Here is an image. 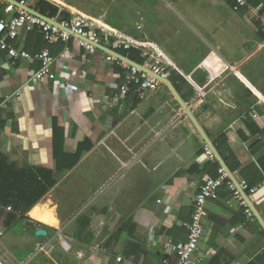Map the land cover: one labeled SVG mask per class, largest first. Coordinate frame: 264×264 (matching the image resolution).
<instances>
[{"label":"crops","instance_id":"obj_1","mask_svg":"<svg viewBox=\"0 0 264 264\" xmlns=\"http://www.w3.org/2000/svg\"><path fill=\"white\" fill-rule=\"evenodd\" d=\"M45 1L61 13L90 19L165 65L167 80L237 183L254 181L251 189L257 191L245 193L264 221V30L255 8L236 9L226 0H130L147 21L125 31L100 21L108 20L104 9L88 13L75 1ZM159 1L169 3L164 16ZM121 14L118 8L116 17ZM13 15L0 3V18ZM10 43L31 55L47 47L39 30L22 32ZM69 47L67 59L53 66L56 79L41 82L33 79L39 61L0 53V156L23 173L54 182L21 219L9 222L12 208L0 206L5 237L21 222L26 244L18 257L10 252L9 260L179 264L164 243L186 241L183 224L191 221L200 186L219 178L223 167L208 155L204 138L167 84L143 98L134 85L112 104L126 69L102 50L87 55L73 42ZM64 48L50 50L59 56ZM206 207L195 255L203 260L197 264H264V228L227 182ZM40 229L47 234L37 236Z\"/></svg>","mask_w":264,"mask_h":264},{"label":"built area","instance_id":"obj_2","mask_svg":"<svg viewBox=\"0 0 264 264\" xmlns=\"http://www.w3.org/2000/svg\"><path fill=\"white\" fill-rule=\"evenodd\" d=\"M18 2V6L14 3L0 0V3L6 5V12L14 14L10 19L0 18V53L7 52L9 56L15 60L25 59L29 61H39L41 68L34 75L33 79L37 82L44 81L45 79L55 80L56 76L53 71V66L59 60H66L70 55L69 44L73 42L79 48L85 51V54L92 55L99 51L98 45H105L109 43L112 45L114 51L118 49L129 50L132 45L129 41L122 39L118 34L112 31H105L97 28V26L88 18L83 16H74L70 20L64 19L58 14L54 18H50L52 21L59 25L48 22L38 16L30 13L26 8H31L34 11L40 12L37 9V5H33L30 0H14ZM233 5L236 9L244 8L248 6L246 0H233ZM257 13V21L264 30V12L262 11V5L255 8ZM48 17V16H47ZM35 30H39L43 35L47 47L36 55H31L24 47H15L11 41H15L20 38L21 33H29ZM63 43L65 45L64 51L59 56H54L51 53L50 47ZM106 46V45H105ZM110 55V54H109ZM141 56L145 59L141 65L144 70L134 67L126 62H123L116 57L110 55V58L116 61L123 69H126L127 73L125 81L122 85L117 86V92L111 99L112 104H119L121 100L131 92L134 85L137 86V93L140 98H143L144 94L148 91L158 89L164 82L159 79H167L168 70L165 65L158 59L151 60L147 58L145 51L141 50ZM150 71L151 73H149ZM17 92L16 95H18ZM208 155L213 159L214 154L207 149ZM227 182L235 196L246 206L247 212L252 216V211L248 207L246 201L241 197L240 191H249L254 194L257 190L250 189L246 182L236 184L230 179L228 174L223 170L222 175L219 178H210L205 181L199 189L198 194L195 197L191 221L183 224L186 229L187 239L183 242H176L172 239H168L164 243V248L167 252L173 253L177 256L179 264H197L202 261L200 257H195L199 244L204 236V221L208 216L207 202L209 200H217L219 197V189ZM10 210V208H9ZM6 230L0 227V264H13L14 260H9L11 255L9 251L5 249L3 239L5 237ZM21 264V263H16Z\"/></svg>","mask_w":264,"mask_h":264},{"label":"trees","instance_id":"obj_3","mask_svg":"<svg viewBox=\"0 0 264 264\" xmlns=\"http://www.w3.org/2000/svg\"><path fill=\"white\" fill-rule=\"evenodd\" d=\"M226 1L233 4V0ZM246 1L248 3L247 7L257 8L262 5V11L264 12V0ZM36 5L40 13L48 16L49 18H54L60 14V16L64 19H71L70 14L65 12L61 13L58 7L45 0L39 1ZM247 7H244V9ZM60 44L61 46H64L63 43H59L57 45ZM117 52L126 56L135 63L140 65L144 63L140 50L135 48H131L129 50L118 49ZM217 168L218 167L216 166V169ZM247 182L249 184V188L251 189L254 186V181L251 179V181L247 180ZM53 185L54 182L48 179L39 180L35 177L33 172L31 175L23 173L21 168L8 163L2 156H0V206L4 208H12V212L8 219L9 222L16 218L21 219L26 211L31 209L50 191Z\"/></svg>","mask_w":264,"mask_h":264},{"label":"rangeland","instance_id":"obj_4","mask_svg":"<svg viewBox=\"0 0 264 264\" xmlns=\"http://www.w3.org/2000/svg\"><path fill=\"white\" fill-rule=\"evenodd\" d=\"M71 1L72 2L75 1L79 7L84 5V7L88 11V13H89V11H92V10H96V11L101 10V9L106 10L107 11L106 14L108 15V20L103 18V19H100V21L104 22L105 25L111 23L114 26H116L120 29H123L125 31H128L129 29H131L133 27L135 28V24L138 21L139 22L141 21L142 23H145L147 21V19H144V17L143 18L140 17V13L135 11L134 7H131L132 4H131L130 0H100L99 6L95 5V2H94L95 0H92L91 2L89 0V3L87 6H86V4H87L88 0H71ZM82 3H84V4H82ZM159 3H160V5L163 4V7H165V10L160 8L162 11L165 12V13H162V16H164L168 12L167 11L168 10L167 5H169V3H167V2L161 3V1H159ZM203 5H204L203 7L206 6L204 3H203ZM172 6L174 7V10L178 11V13H179V11L182 13V9H180L176 4H172ZM118 8H120L122 10V14H121V16H119L117 18L116 14H117ZM130 16L132 17V19H130ZM190 20L191 19H189V21ZM106 21H109V22H106ZM148 21L150 23H156L158 20L148 19ZM104 24H101V25H104ZM17 225H18L17 227H14V228H11L10 230H8V233H7L6 237L4 238L6 244H8L10 247L9 253L11 252L12 256L14 254L15 257H18V254L21 253V248L23 249L26 245L25 239L23 237H21V222H18Z\"/></svg>","mask_w":264,"mask_h":264},{"label":"water","instance_id":"obj_5","mask_svg":"<svg viewBox=\"0 0 264 264\" xmlns=\"http://www.w3.org/2000/svg\"><path fill=\"white\" fill-rule=\"evenodd\" d=\"M6 2H10V3H14L16 6H18V2L14 1V0H5ZM26 10L30 13H33L34 15L38 16L41 19H44L48 22L54 23L55 25H59L56 22L52 21L49 17L41 14L40 12L34 11L31 8H26ZM106 45V46H105ZM105 45H98L97 47L116 57L117 59L126 62L134 67H137L139 69L144 70V68L138 64L133 62L132 60H130L129 58H127L126 56H123L122 54L114 51L112 49V45L109 43H106ZM149 73H151L150 71H148ZM159 79H161L165 84H167L169 86V88L171 89V91L173 92V94L175 95V97L177 98V100L179 101V103L182 105V107L184 108V110L187 112L188 116L191 118V120L193 121L194 125L196 126L197 130L199 131V133L201 134V136L204 138L206 144L208 145V147L210 148V150L212 151V153L214 154L215 158L218 160V162L221 164V166L223 167L224 171L228 174V176L230 177V179L236 184L237 188H239L237 181L235 180L233 174L231 173V171L229 170V168L227 167V165L225 164L224 160L222 159V157L220 156V154L218 153V151L216 150L215 146L212 144V142H210V140L207 138V136L205 135V133L203 132V130L201 129V127L198 125L197 121L193 118V116L191 115V113L189 112L188 108L186 107V105L183 103V101L180 99V97L178 96L175 88L172 86V84L167 80V79H163L161 77H158ZM240 194L242 195V197L244 198V200L247 202L248 207L251 209V211L255 214V216L257 217V219L260 221V223L262 224L263 228H264V221L258 216V214L255 212V210L253 209L252 205L249 203L248 201V196L246 195V193L242 190H239ZM37 236H45L47 233L45 230L40 229L36 232Z\"/></svg>","mask_w":264,"mask_h":264}]
</instances>
